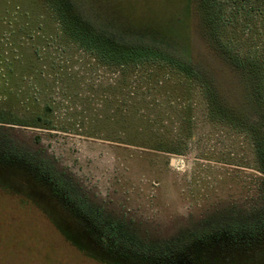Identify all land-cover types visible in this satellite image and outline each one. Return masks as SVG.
<instances>
[{
  "label": "rangeland",
  "instance_id": "obj_1",
  "mask_svg": "<svg viewBox=\"0 0 264 264\" xmlns=\"http://www.w3.org/2000/svg\"><path fill=\"white\" fill-rule=\"evenodd\" d=\"M0 156V264H264V0H0Z\"/></svg>",
  "mask_w": 264,
  "mask_h": 264
},
{
  "label": "trees",
  "instance_id": "obj_2",
  "mask_svg": "<svg viewBox=\"0 0 264 264\" xmlns=\"http://www.w3.org/2000/svg\"><path fill=\"white\" fill-rule=\"evenodd\" d=\"M253 93H255V95H256V90L255 91L253 90ZM41 180L43 181V179L40 178L39 174L35 171V169L33 167H29V165H26V163L24 161L19 160V159L10 158V157H1L0 156V189H2L5 192H8V193L12 192L16 195H24L25 197L31 199L33 202L38 203V205L40 207L43 206V208L47 210V207L43 205L44 202L47 203L44 200L46 198H48V201L49 200H56V199H55V197H53L52 195H49V194L48 195L44 194L45 199L43 197H40L41 195L39 197H37V195H36V198L34 197L35 196L34 195L35 190L37 189L36 186H39V185L43 186L41 184V182H42ZM31 190H33V195L31 193ZM36 199H37V201H36ZM58 203L60 204V207L62 210V212L58 213V214H60L61 217H62V215H64L65 217L64 216L63 217H64V219H66L67 215H69V214L72 215L73 219H74V217H76L75 211L72 209V207L69 206V204L64 202V200L58 201L55 204L58 206ZM51 207L55 208V205H52ZM77 220L78 221H76V223H75L76 225L73 224L71 226H72V228H74L75 231H76V229H79V231H80L82 229V226L85 227V225L79 219H77ZM75 227H76V229H75ZM85 229L86 230H83V231L88 233V228L85 227ZM88 238L92 241H95V242H97L96 240H98V239H96L97 237H88ZM98 242H100V241L98 240ZM204 245L205 244L202 243L200 251L197 250L199 253V256L202 257L200 262L206 261L205 259L206 258L208 259L211 256V255L209 256V252L206 253L205 250L206 251L207 250L216 251L218 253L217 257L218 258L222 257V255L219 253L218 246H216L215 244H212L210 247L204 246ZM96 248L97 249L99 248V250H100V247L97 244H96ZM190 255H192V254H190ZM114 259L115 260L113 261L114 262L113 264H123L124 263L121 259H118L116 257H114ZM121 262H123V263H121ZM127 264H129V263H127Z\"/></svg>",
  "mask_w": 264,
  "mask_h": 264
},
{
  "label": "flooded vegetation",
  "instance_id": "obj_3",
  "mask_svg": "<svg viewBox=\"0 0 264 264\" xmlns=\"http://www.w3.org/2000/svg\"><path fill=\"white\" fill-rule=\"evenodd\" d=\"M63 216L64 215H62V221L64 222V224L67 225L68 228H70L73 231H75L74 228H72V226H71L73 224H69L70 223L69 221H73V219L70 218L69 215H67L66 219H64L65 216L64 217ZM82 227H84V226H82ZM75 229H76V227H75ZM75 232H76V234H77V236L79 238V242L80 243H89V244L93 243V241L90 240L87 235H84L81 230L79 231V229H76ZM202 243L205 244L204 246L210 247L214 243V240H212V241L204 240V242H202ZM198 247L199 248L201 247V243L200 244L198 243L197 245H195L194 242L193 243L191 242V245L186 247L187 248L186 252L188 251L187 258L189 259V264H196L197 263L196 261L200 262V260L202 259V257L194 255L197 252ZM207 251L210 253L211 250H207ZM207 251L205 250V252H207ZM190 254H192V255H190ZM211 259H213V258H211Z\"/></svg>",
  "mask_w": 264,
  "mask_h": 264
}]
</instances>
